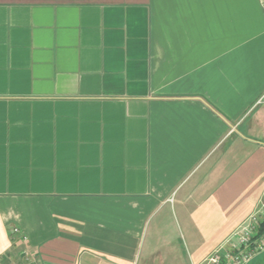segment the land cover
<instances>
[{"label":"crops","instance_id":"0c3cea01","mask_svg":"<svg viewBox=\"0 0 264 264\" xmlns=\"http://www.w3.org/2000/svg\"><path fill=\"white\" fill-rule=\"evenodd\" d=\"M263 91L260 0H0V264L223 254L264 203Z\"/></svg>","mask_w":264,"mask_h":264},{"label":"built area","instance_id":"2783aa9c","mask_svg":"<svg viewBox=\"0 0 264 264\" xmlns=\"http://www.w3.org/2000/svg\"><path fill=\"white\" fill-rule=\"evenodd\" d=\"M264 9V0H260ZM264 105V91L255 102V106ZM264 219V203L260 205L233 233L229 248L223 253L214 252L206 264H247L255 255L264 250V228L260 221ZM16 230V229H15Z\"/></svg>","mask_w":264,"mask_h":264},{"label":"trees","instance_id":"16d2710c","mask_svg":"<svg viewBox=\"0 0 264 264\" xmlns=\"http://www.w3.org/2000/svg\"><path fill=\"white\" fill-rule=\"evenodd\" d=\"M260 222H261V223H260V225H261V229H263V228H264V219L261 220Z\"/></svg>","mask_w":264,"mask_h":264},{"label":"rangeland","instance_id":"374dc122","mask_svg":"<svg viewBox=\"0 0 264 264\" xmlns=\"http://www.w3.org/2000/svg\"><path fill=\"white\" fill-rule=\"evenodd\" d=\"M142 263H145V262H143L142 259H141V260H140V264H142Z\"/></svg>","mask_w":264,"mask_h":264}]
</instances>
